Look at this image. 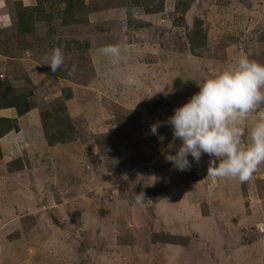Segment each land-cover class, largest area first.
Listing matches in <instances>:
<instances>
[{"label": "rangeland", "instance_id": "1", "mask_svg": "<svg viewBox=\"0 0 264 264\" xmlns=\"http://www.w3.org/2000/svg\"><path fill=\"white\" fill-rule=\"evenodd\" d=\"M108 1L85 0L98 8L88 24L54 17L18 38L17 1L0 0V79L28 85L36 105L21 132L2 141L6 159L22 169L0 160L12 173L0 176V264H264V164L245 183L207 177V154L198 164L189 155L191 168L179 171L161 155L172 129H158L163 144L150 134L199 92L198 82L241 55L264 64V0H148L164 1L156 13H146L148 2ZM195 19L208 39L193 52ZM74 39L90 49L64 52ZM106 45H121L120 56L103 55ZM57 47L68 80L42 65ZM66 86L75 131L71 142L51 145L59 123L45 125L41 114ZM140 140L155 148L151 161L137 159L132 143ZM141 192L137 204L132 196ZM160 233L178 243L156 241Z\"/></svg>", "mask_w": 264, "mask_h": 264}, {"label": "clouds", "instance_id": "2", "mask_svg": "<svg viewBox=\"0 0 264 264\" xmlns=\"http://www.w3.org/2000/svg\"><path fill=\"white\" fill-rule=\"evenodd\" d=\"M100 51L105 56L119 57L121 45H106ZM64 62L65 54L57 47L42 65L57 73ZM197 85L199 92L188 102L175 108L166 121L150 126V134L158 136L162 144L165 137L158 129L162 124L172 129V141L161 148V155L175 169L185 171L192 166L189 155L198 164L207 154L212 158L207 177L250 181L264 164V111H259L264 105V64L241 55L225 70ZM252 114L255 118L246 128L245 122ZM246 131L245 141L242 138ZM134 199L142 203L144 193H136Z\"/></svg>", "mask_w": 264, "mask_h": 264}, {"label": "trees", "instance_id": "3", "mask_svg": "<svg viewBox=\"0 0 264 264\" xmlns=\"http://www.w3.org/2000/svg\"><path fill=\"white\" fill-rule=\"evenodd\" d=\"M16 1L14 7L15 18L13 23L18 38H20V36H27L35 33L38 21L53 22L55 20L53 19L54 17H61L60 20L62 24L67 26L88 24L90 12L92 13L98 10V8L94 6L87 7L88 3H85V0H39L38 4L28 6L24 5L22 0ZM135 2L138 5L148 2L144 5L146 13H156L164 10V1H162L161 5H156V0H154L155 3L151 4H149L148 0H135ZM195 20L194 27L187 35L190 49L193 52H196V50L200 49L202 46H206L208 39L207 34L202 27V20ZM1 32L3 31H0V33ZM90 46V41L82 43L81 41L74 39L71 43L67 42L64 52L70 54L79 51V53H82L88 51ZM53 47H55V45ZM54 75L62 80L70 79V72L68 69L61 68V70L54 73ZM33 97L34 91L30 89L28 85L17 86L13 83L12 78L8 77L0 79V110L14 109L13 116H0V160L3 158L7 160V167L11 172L19 171L22 168L17 169L14 165V161L6 159L7 152L4 150L2 139L11 132H15L16 134L20 133L21 127L19 124V118L36 107L35 102L32 100ZM72 98V88L67 86L64 87L61 97H58L52 102L50 108L46 109L41 114V120L45 125H48L52 118H54V122L56 121L59 123V129L47 137V140L51 145H54L55 143L66 144L71 142V136L74 133L75 128L70 124L71 116L69 115L70 113H68L66 102ZM133 148L136 149L137 159H139V161L148 162L153 159L155 148L148 149L150 148V145H148V143L144 144L143 140L132 143V149ZM11 160H16V157ZM134 197L135 196H132L133 200H135ZM148 198L157 200L156 196L152 197L149 195ZM174 236L175 235L167 233H160L155 235V237H157L155 240L158 242L178 243V240L175 238L177 236Z\"/></svg>", "mask_w": 264, "mask_h": 264}, {"label": "crops", "instance_id": "4", "mask_svg": "<svg viewBox=\"0 0 264 264\" xmlns=\"http://www.w3.org/2000/svg\"><path fill=\"white\" fill-rule=\"evenodd\" d=\"M24 2H25V0H24ZM32 3V2H31ZM30 3V4H31ZM108 3H116V0H109L108 1ZM30 4H27V5H30ZM0 112H2L1 114H0V116H10L9 115V112H8V110H0ZM8 112V113H7ZM23 117V116H22ZM22 117H20L19 118V121L22 119ZM21 126V125H20ZM21 129H22V126H21ZM21 132V131H20ZM12 133V132H11ZM11 133H9V134H11ZM9 134H7L3 139H2V141H5V140H7L6 138H7V136L9 135ZM19 142H20V140H19ZM11 145H13L12 143H11ZM65 146H69V145H65ZM6 163V162H5ZM0 167H1V169H0V176H2V175H7V176H11L12 175V173L11 174H9L7 171L5 172V171H3V169H6V165H4L3 164V166L2 165H0ZM0 231H2V230H0Z\"/></svg>", "mask_w": 264, "mask_h": 264}]
</instances>
